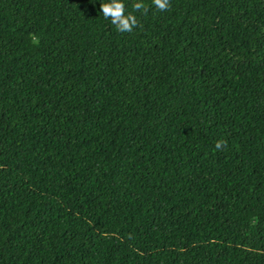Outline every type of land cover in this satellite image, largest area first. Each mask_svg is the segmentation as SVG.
<instances>
[{"label": "trees", "instance_id": "trees-1", "mask_svg": "<svg viewBox=\"0 0 264 264\" xmlns=\"http://www.w3.org/2000/svg\"><path fill=\"white\" fill-rule=\"evenodd\" d=\"M103 2L0 0V264H264V0Z\"/></svg>", "mask_w": 264, "mask_h": 264}, {"label": "clouds", "instance_id": "clouds-1", "mask_svg": "<svg viewBox=\"0 0 264 264\" xmlns=\"http://www.w3.org/2000/svg\"><path fill=\"white\" fill-rule=\"evenodd\" d=\"M152 2L159 10H165L169 6V0H152ZM132 7L135 10L142 9L144 7L143 0H137ZM99 13L121 33L131 32L137 25L135 15L126 12L124 0H104L103 3H99ZM222 143L217 142L216 148H220Z\"/></svg>", "mask_w": 264, "mask_h": 264}, {"label": "rangeland", "instance_id": "rangeland-1", "mask_svg": "<svg viewBox=\"0 0 264 264\" xmlns=\"http://www.w3.org/2000/svg\"><path fill=\"white\" fill-rule=\"evenodd\" d=\"M28 42L31 44L34 43L35 41L33 39H29Z\"/></svg>", "mask_w": 264, "mask_h": 264}]
</instances>
